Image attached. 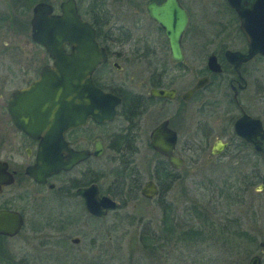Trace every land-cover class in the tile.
<instances>
[{"label": "flooded vegetation", "instance_id": "obj_1", "mask_svg": "<svg viewBox=\"0 0 264 264\" xmlns=\"http://www.w3.org/2000/svg\"><path fill=\"white\" fill-rule=\"evenodd\" d=\"M18 1L15 12L6 5L0 11V38L4 39L0 46V213L10 214L0 218L4 231L0 232V264H109V250L99 240L91 239L83 253L80 246L84 238L71 234L75 220L98 223L128 205L134 209L136 202H168L173 184L186 177L182 168L195 139L202 142L197 143L199 151L206 148V139L213 138L209 156L221 157L230 150L237 160L244 152L257 159L255 167L264 165V55L249 57L237 15L226 0H217L222 9L219 15L226 18L221 27L233 28L235 36L220 32L208 41L184 37L191 22L196 26L199 21L190 7L197 5L198 13L203 12L205 0H176L186 15L178 62L172 59L164 31L146 11L150 3L158 5L164 0H73L77 15L94 30L95 42L105 54V60L91 74L92 84L117 98L118 104L111 120L96 123L88 118L83 125L63 132L62 139L55 131H34L36 126L31 132L25 125L24 130L19 129L7 106L15 91L28 90L45 67L53 66L44 47L31 39L33 7L48 4L51 15L58 16L59 4L65 0L56 9L50 0H38L32 6L29 0ZM16 27L20 29L13 30ZM13 33L21 35L22 48L31 46L32 51L11 45ZM233 41L240 43L227 45ZM62 49L65 54L70 52L67 45ZM226 52L238 54L237 69L227 61ZM189 56L199 68L188 80ZM209 58H214L218 70L208 68ZM201 80L205 82L194 89ZM154 91L165 94L154 96ZM30 96L29 92L24 95V103ZM23 110L27 121L28 108ZM247 119L259 123L257 132ZM236 129L251 136L257 149L240 138ZM172 135V155L181 160L177 168L151 145L154 137L168 142ZM214 145L219 150L216 154H212ZM147 153L154 159L147 162L148 172L142 175L140 162ZM41 154L58 155V160L67 159L68 154L84 157L67 170L47 176L36 172L41 179L35 180L27 171L37 166ZM242 182L245 191L254 186L253 193H264V175L258 170ZM148 183L149 197L142 194ZM90 187H95L97 200L107 198L114 208L100 217L88 213L85 203L93 201V195L86 192L84 197L77 191ZM232 195L236 200L235 190ZM150 240L154 243L149 247L156 252L154 230ZM259 247L264 249V242ZM91 250L101 251L99 260L92 261V254L87 258Z\"/></svg>", "mask_w": 264, "mask_h": 264}, {"label": "rangeland", "instance_id": "obj_2", "mask_svg": "<svg viewBox=\"0 0 264 264\" xmlns=\"http://www.w3.org/2000/svg\"><path fill=\"white\" fill-rule=\"evenodd\" d=\"M37 1L29 0V3L32 6ZM60 1L50 0L55 9ZM19 3L18 0H0V11H4L6 5L9 11L15 12ZM196 6L190 10L194 18L198 16V25L191 22L185 39L195 36L208 41L215 39L220 32L235 36L233 28L221 27L226 18L219 15L222 9L217 0H205L204 11L200 13ZM18 28L13 30L18 31ZM12 36L11 45L18 46V50L32 51L31 46L22 48L21 35L13 33ZM2 42L4 39L0 38V46ZM239 43L233 41L227 45L233 47ZM195 61L189 56L191 71L188 80L199 68ZM212 142L213 138L206 139V148L197 151V143L202 142L193 141L195 147L185 156L182 168L186 177L173 184L169 200L163 205L136 202L134 209L128 205L124 211L109 213L102 222L75 220L76 226L71 228V234L84 238L80 246L83 253L84 246L87 248L88 242L96 239L109 250V264H247L253 255H261V264H264V249L259 247L264 242V193H253L254 186L245 191L246 185L242 182L255 169L264 175V165L258 162L255 167L253 161L257 162V159L244 152L236 156L237 160L230 150L221 157L209 156ZM151 159L154 156H142V175H146L147 162ZM233 190L236 191V200ZM44 207V212H49L48 205ZM166 207L169 208L167 212ZM151 230L156 232V252L149 247L154 243L150 240ZM90 254L92 261H96L100 259L101 251L91 250L88 259Z\"/></svg>", "mask_w": 264, "mask_h": 264}, {"label": "water", "instance_id": "obj_3", "mask_svg": "<svg viewBox=\"0 0 264 264\" xmlns=\"http://www.w3.org/2000/svg\"><path fill=\"white\" fill-rule=\"evenodd\" d=\"M226 2L237 15L239 30L247 41L249 57L255 54L264 55V0H253L251 3H241L240 0H226ZM146 11L164 31L173 61H180L179 40L186 26V15L177 1L164 0L158 5L150 3ZM51 12L50 5L36 4L32 10L30 24L32 41L44 47L54 61L53 66L45 67L39 75V80L28 90L15 91L7 109L19 129L24 130L25 125L31 132L32 127L36 126L34 131H55L62 139L63 132L83 125L88 118L96 123L111 120L118 99L102 93L92 84L91 74L105 60V54L95 42L94 30L77 15L74 1L61 2L58 16L51 15ZM63 45L70 47L68 54L64 53ZM237 55L226 52L227 61L234 69L238 67ZM208 68L213 71L218 70L214 58H209ZM204 82L205 80L199 81L194 89ZM27 92L31 96L24 103V95ZM164 94L152 92L154 96ZM25 106L30 116L27 121L23 119L27 114L23 110ZM247 121L252 123L257 132L259 123L250 119ZM236 134L246 142L252 143L257 149L251 136L237 129ZM174 141L173 135L168 142H162L154 137L151 145L164 155L173 168H177L181 160L172 155ZM216 147L213 146L212 154L219 151ZM83 157L84 155L80 154H68L67 159L58 160V155L41 154L38 156L37 166L28 170L27 174L39 180L41 178L36 176V172L47 176L60 169L67 170ZM149 187L148 183L142 191L147 197L152 194ZM86 192L93 195V201L85 203L87 212L93 216L100 217L106 213V210L114 208L115 204L107 198L97 200L95 187L78 190L77 194L85 197ZM8 217H10L9 213H0V218ZM0 232H4L3 229H0ZM247 264H260V257L251 256Z\"/></svg>", "mask_w": 264, "mask_h": 264}, {"label": "trees", "instance_id": "obj_4", "mask_svg": "<svg viewBox=\"0 0 264 264\" xmlns=\"http://www.w3.org/2000/svg\"><path fill=\"white\" fill-rule=\"evenodd\" d=\"M164 220H165V219H164ZM166 228H167L168 231H171L170 228H168V227H166ZM166 228H165V229H166ZM196 232L198 233V231H196ZM197 233H196V234H197ZM190 234H193V233H190ZM143 237H144V236H143ZM144 239H145V241H147V238H146V237H144Z\"/></svg>", "mask_w": 264, "mask_h": 264}]
</instances>
